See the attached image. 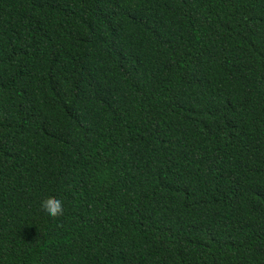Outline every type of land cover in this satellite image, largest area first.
<instances>
[{
    "label": "trees",
    "instance_id": "1",
    "mask_svg": "<svg viewBox=\"0 0 264 264\" xmlns=\"http://www.w3.org/2000/svg\"><path fill=\"white\" fill-rule=\"evenodd\" d=\"M0 264H264V0H0Z\"/></svg>",
    "mask_w": 264,
    "mask_h": 264
},
{
    "label": "clouds",
    "instance_id": "2",
    "mask_svg": "<svg viewBox=\"0 0 264 264\" xmlns=\"http://www.w3.org/2000/svg\"><path fill=\"white\" fill-rule=\"evenodd\" d=\"M40 208L45 215L55 217L63 212L62 201L56 197H47L40 201Z\"/></svg>",
    "mask_w": 264,
    "mask_h": 264
}]
</instances>
